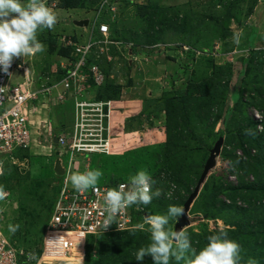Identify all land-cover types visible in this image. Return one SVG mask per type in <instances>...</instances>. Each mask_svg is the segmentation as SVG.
I'll use <instances>...</instances> for the list:
<instances>
[{"label":"rangeland","instance_id":"374dc122","mask_svg":"<svg viewBox=\"0 0 264 264\" xmlns=\"http://www.w3.org/2000/svg\"><path fill=\"white\" fill-rule=\"evenodd\" d=\"M43 2L57 18L52 30L37 32L44 51L14 58L29 69L33 90L59 81L60 66L71 52L65 53L67 43L87 41L96 21L108 25L112 42L95 48L88 60V66H97L103 75L90 97L111 102V152L62 158V167L71 163L67 174L98 169L103 173L99 184H114L144 170L154 181L152 191L159 189L161 195L151 201L157 212L147 205L143 209L149 216L166 214L170 205L183 208L209 151L222 138L220 155L182 230L197 250L209 235L226 231L240 246L241 264L250 259L264 264V0ZM83 20L88 27L73 23ZM21 81L23 74L16 71L11 84ZM37 102L33 143L0 157L5 169L0 175V226L10 246L23 251L20 264H36L29 253H35L40 264H111L114 258L132 264L143 247L136 241L150 243L142 218L131 230L88 240L83 259L79 247L67 259L43 255L45 226L63 178L53 171L59 157L44 139L47 135L39 137L37 132L44 121L54 134L69 133L74 107L71 100L59 103L51 97L40 96ZM161 170L164 174L157 179ZM179 218H170L167 227L174 231ZM17 224L19 229L10 232L9 226ZM146 261L153 264L150 256ZM169 264L177 262L171 258Z\"/></svg>","mask_w":264,"mask_h":264},{"label":"built area","instance_id":"2783aa9c","mask_svg":"<svg viewBox=\"0 0 264 264\" xmlns=\"http://www.w3.org/2000/svg\"><path fill=\"white\" fill-rule=\"evenodd\" d=\"M98 33L100 37L95 38L91 31L87 41L80 44L69 40L67 44L71 52L66 64L60 66L63 73L59 81L51 86L44 85L40 90H33L29 69L17 64L14 59L7 72L0 70V157L25 150L33 143L32 115L37 110L36 106L40 105V101L36 105L34 101L40 96L45 100L51 97L59 103L71 100L74 107L73 127L69 133L55 135L44 121L40 122L42 131L37 132L39 137L47 135L50 138L51 149L59 157L61 166L62 158L69 157L71 160L77 153L106 154L111 132V102L90 97L94 86L101 85L103 75L97 66L89 67L88 60L95 48L107 47L112 42L107 24H99ZM16 71L22 72L23 81L12 85ZM53 138H56V144L52 143ZM70 165L67 169L62 167L63 183L45 229L46 235L43 236L46 238H43V255L54 253L67 259L74 256L75 247H79L83 259L90 238L135 228L136 216L144 210L143 204H133L121 210L114 223L104 229L103 221L107 213H103V197L106 190L128 182L97 183L94 189L77 192L67 181ZM22 255V250L10 246L0 226V264H20Z\"/></svg>","mask_w":264,"mask_h":264},{"label":"clouds","instance_id":"9594fccd","mask_svg":"<svg viewBox=\"0 0 264 264\" xmlns=\"http://www.w3.org/2000/svg\"><path fill=\"white\" fill-rule=\"evenodd\" d=\"M56 23L55 14L45 6L43 0H28L27 4H22L20 0H0V70L7 72L14 58L43 52L45 46L37 40V32L52 30ZM234 41L238 44L239 36L234 37ZM4 173V162L0 161V175ZM102 175L98 169L83 173L69 172L67 181L77 192H84L94 189ZM153 183L151 176L141 170L130 176L127 184L107 189L103 197V213H107L103 221L104 229L114 223L121 210L133 204L146 206L154 196L159 197V189L152 191ZM2 195L3 186H0V198ZM143 212L140 215L148 225L150 243L136 252L137 262L150 256L153 264H169L171 258L177 264H241L240 246L228 239L226 231L209 235L207 243L197 250L192 247L186 231H173L168 228L170 218H179L182 215L181 207L170 205L166 214L151 216L144 215ZM19 227L18 224L10 225L9 231L15 233ZM28 259L40 264L35 253H29ZM248 264H255V261L250 259Z\"/></svg>","mask_w":264,"mask_h":264},{"label":"water","instance_id":"95a60500","mask_svg":"<svg viewBox=\"0 0 264 264\" xmlns=\"http://www.w3.org/2000/svg\"><path fill=\"white\" fill-rule=\"evenodd\" d=\"M74 25L78 27H88L89 22L88 20H83V21H74ZM53 143L56 144L57 140L56 138H53ZM223 145V139L219 138L218 141L214 144L213 148L209 151V158L207 159L203 172L200 176L199 181L197 182V185L193 191V193L189 196V198L186 200V202L183 205V213L178 219L177 223L175 224L174 231H179L182 230L185 226L189 225L188 221V211L190 209L191 204L193 203L194 199L198 196L200 187L202 185V182H204L208 172L210 169H212L215 165L216 158L220 155L221 148ZM53 171L55 175L57 176H62L64 174V169L61 166L60 160H56L54 164Z\"/></svg>","mask_w":264,"mask_h":264},{"label":"trees","instance_id":"16d2710c","mask_svg":"<svg viewBox=\"0 0 264 264\" xmlns=\"http://www.w3.org/2000/svg\"><path fill=\"white\" fill-rule=\"evenodd\" d=\"M99 24H101V22L98 20V21H96V23H95V28L93 29V36L95 37V38H99L100 36H99V33H98V26H99ZM68 52H70V49H67V50H65V53H67V55H68ZM65 57H67V56H65ZM68 57H69V55H68ZM67 57V58H68ZM247 61H248V59H246V60H244V65L247 63ZM62 73H63V71L61 72V75H62ZM94 88L95 89H99V86L97 87V86H94ZM167 99H168V97L167 96H165ZM166 98L164 99V100H166ZM253 125V123H250V126H252ZM171 168V167H170ZM170 168L168 167L167 168V170H166V176H167V179L169 180V181H171V178L168 176V174L169 173H171V171H170ZM161 174H164V172H162V170L161 171H159L158 172V175H157V179H160V175ZM124 182H126V181H124ZM166 183H167V181H165ZM114 184H116V183H114ZM156 187H160V183L159 184H156ZM162 190H163V192L162 193H164L165 192V190H166V187L165 188H162ZM156 198V197H155ZM56 200V199H55ZM55 203V202H54ZM54 203H53V205H52V208H51V213H50V216H51V214H52V211H53V207H54ZM144 206V205H143ZM147 209L149 210V211H155V212H157L156 210H154V206L153 205H151V203L150 204H148L147 206ZM143 214L144 215H147V213L145 212V210H144V212H143ZM138 218H141V215H139V216H136V219H138ZM49 219H50V217H49ZM49 219H48V221H49ZM48 221H47V223H46V226H47V224H48ZM46 226H45V228H46ZM120 233H123V232H119V233H112V234H109L110 236L112 235H117V234H120ZM109 235H107V236H109ZM102 237H104V236H102ZM92 238H90L89 240H91ZM136 244L137 245H140V244H142V246L144 247V246H147V244H145V241H143L142 243H141V241L140 240H138V241H136ZM88 245V244H87ZM110 254H112V253H110ZM107 255H109V254H107ZM148 257L149 256H145L144 258H145V262H144V264L146 263H148V261H146V259H148ZM144 261V260H143ZM119 262H120V260L119 259H117L116 260V258H114L113 260H111V264H119ZM94 264V263H93ZM96 264V263H95ZM132 264H142V262H137L135 259L133 260V262H132Z\"/></svg>","mask_w":264,"mask_h":264},{"label":"bare ground","instance_id":"6f19581e","mask_svg":"<svg viewBox=\"0 0 264 264\" xmlns=\"http://www.w3.org/2000/svg\"><path fill=\"white\" fill-rule=\"evenodd\" d=\"M111 141L108 143V147H107V152L106 154L109 155V153L111 152Z\"/></svg>","mask_w":264,"mask_h":264},{"label":"crops","instance_id":"0c3cea01","mask_svg":"<svg viewBox=\"0 0 264 264\" xmlns=\"http://www.w3.org/2000/svg\"><path fill=\"white\" fill-rule=\"evenodd\" d=\"M119 128H120V126H119ZM111 130V129H110ZM112 132V131H111ZM116 132H118V130L116 131ZM44 139H46V140H49L50 141V138H44ZM52 142H53V140H52ZM49 144H50V142H49Z\"/></svg>","mask_w":264,"mask_h":264}]
</instances>
